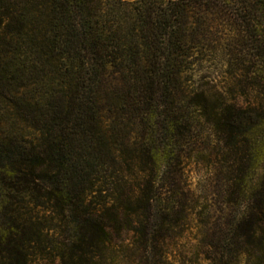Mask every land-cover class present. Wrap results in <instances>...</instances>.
I'll use <instances>...</instances> for the list:
<instances>
[{"label": "trees", "instance_id": "16d2710c", "mask_svg": "<svg viewBox=\"0 0 264 264\" xmlns=\"http://www.w3.org/2000/svg\"><path fill=\"white\" fill-rule=\"evenodd\" d=\"M0 264H264V0H0Z\"/></svg>", "mask_w": 264, "mask_h": 264}, {"label": "rangeland", "instance_id": "374dc122", "mask_svg": "<svg viewBox=\"0 0 264 264\" xmlns=\"http://www.w3.org/2000/svg\"><path fill=\"white\" fill-rule=\"evenodd\" d=\"M202 72L201 75H205L206 76V80H211L214 82H220L221 79V74L220 71L218 69V66H216L215 63H211L209 61L203 63L202 68H201ZM203 167L202 166H197V165H191L189 167V173L192 176H195V174H199V172L203 171ZM194 180V179H192Z\"/></svg>", "mask_w": 264, "mask_h": 264}]
</instances>
